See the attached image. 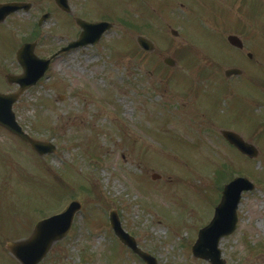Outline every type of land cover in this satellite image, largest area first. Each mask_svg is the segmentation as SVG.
Instances as JSON below:
<instances>
[{
	"label": "rangeland",
	"instance_id": "obj_1",
	"mask_svg": "<svg viewBox=\"0 0 264 264\" xmlns=\"http://www.w3.org/2000/svg\"><path fill=\"white\" fill-rule=\"evenodd\" d=\"M3 2L32 7L0 24V71L20 72L16 52L31 33L42 58L79 38L75 20L53 0ZM68 4L74 17L113 27L100 44L56 57L13 108L29 135L56 146L52 155L38 157L0 128V264H18L6 242L27 237L35 221L76 199L82 211L71 232L40 264H145L114 237L111 210L157 264H210L194 258L192 246L223 186L238 176L254 189L243 194L236 231L219 243L221 257L264 264V0ZM40 15L49 17L38 25ZM231 34L243 39V51L228 47ZM137 36L153 51L144 53ZM183 47L194 57L186 64L175 59ZM167 56L174 69L162 63ZM233 67L243 77L223 79ZM2 73L0 92L16 91ZM225 128L257 156L229 146L220 135Z\"/></svg>",
	"mask_w": 264,
	"mask_h": 264
},
{
	"label": "water",
	"instance_id": "obj_2",
	"mask_svg": "<svg viewBox=\"0 0 264 264\" xmlns=\"http://www.w3.org/2000/svg\"><path fill=\"white\" fill-rule=\"evenodd\" d=\"M64 10H67V4L64 0H56ZM21 6L18 5H3L0 6V22L3 19L16 11ZM80 25L83 28V33L78 42L69 44V46L63 51H70L72 48H77L86 44L97 42L102 33L106 30L107 26L104 24H86L80 21ZM174 33V32H173ZM176 35V33H174ZM231 45L238 48H242V44L237 38L229 37ZM139 44L144 49H149V43L142 38H139ZM151 48V47H150ZM24 74L17 78L8 76V81L12 83H19L20 93L27 89L29 86L35 85L39 78L48 70L50 60L46 61L36 59L33 54V48L30 45H26L21 48L17 54ZM166 64H172L171 60H165ZM228 75L240 74L239 71H227ZM19 93L17 95H3L0 94V126L5 128L11 134L20 137L25 143L31 146L39 155L44 153H50L54 147L47 143L38 142L29 135L25 134L20 125H17L15 114L12 112V106L17 101ZM223 137L235 147L238 148L243 154L249 157H256V149L246 144L238 135H235L228 131H222ZM253 184L241 177L233 179L228 183L223 191L219 204L214 210V216L206 227L198 232V238L193 245L192 253L195 258L204 259L210 264H225L221 257V250L219 248V242L222 238L229 236L233 233L237 227L238 214L236 213L239 207L240 199L244 192L253 190ZM80 203L78 201L69 204L66 210L61 214L55 215L50 218H46L38 222L33 230V234L24 241L7 243L6 247L9 252L14 255L20 264H37L46 257V253L50 250L52 245L56 241L63 239L73 223V217L80 210ZM110 224L114 229L115 235L126 246L133 250L142 260H145L147 264H156V260H153L147 253H143L136 247V242L131 238L124 229L121 228L120 221L115 212L110 214Z\"/></svg>",
	"mask_w": 264,
	"mask_h": 264
},
{
	"label": "flooded vegetation",
	"instance_id": "obj_3",
	"mask_svg": "<svg viewBox=\"0 0 264 264\" xmlns=\"http://www.w3.org/2000/svg\"><path fill=\"white\" fill-rule=\"evenodd\" d=\"M68 1H70V0H67V3H68ZM3 3H6V2H3ZM3 3H1V4H3ZM53 3L55 4V0H53ZM56 5V4H55ZM31 7H32V5H31ZM69 16H71V18L73 19V21L75 20V18H77V17H74L73 16V14H68ZM101 19H104V18H101ZM102 21V20H101ZM100 20L99 21H97V22H101ZM77 26V25H76ZM78 27V26H77ZM79 29V28H78ZM77 29V30H78ZM78 33H80V29H79V32ZM36 44H37V42H36ZM13 69H14V67H13ZM1 73H2V75H3V78H4V82H6V80H5V78H6V75L7 74H9V73H11L12 71H9V70H6V71H4V68H1V71H0ZM12 73H15L14 71L12 72ZM11 73V74H12ZM7 83V82H6Z\"/></svg>",
	"mask_w": 264,
	"mask_h": 264
},
{
	"label": "trees",
	"instance_id": "obj_4",
	"mask_svg": "<svg viewBox=\"0 0 264 264\" xmlns=\"http://www.w3.org/2000/svg\"><path fill=\"white\" fill-rule=\"evenodd\" d=\"M218 176H219V177L221 176V172H220V171H218Z\"/></svg>",
	"mask_w": 264,
	"mask_h": 264
}]
</instances>
